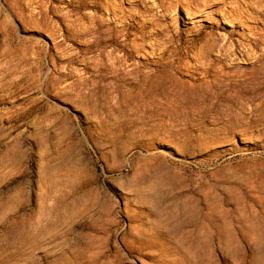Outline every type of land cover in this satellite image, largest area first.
<instances>
[{"label": "rangeland", "instance_id": "obj_1", "mask_svg": "<svg viewBox=\"0 0 264 264\" xmlns=\"http://www.w3.org/2000/svg\"><path fill=\"white\" fill-rule=\"evenodd\" d=\"M0 264H264V0H0Z\"/></svg>", "mask_w": 264, "mask_h": 264}]
</instances>
